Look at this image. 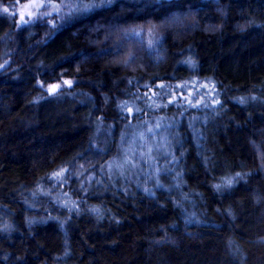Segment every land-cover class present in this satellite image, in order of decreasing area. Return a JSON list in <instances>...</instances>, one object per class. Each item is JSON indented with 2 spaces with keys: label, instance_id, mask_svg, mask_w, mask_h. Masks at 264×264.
I'll return each instance as SVG.
<instances>
[{
  "label": "trees",
  "instance_id": "obj_1",
  "mask_svg": "<svg viewBox=\"0 0 264 264\" xmlns=\"http://www.w3.org/2000/svg\"><path fill=\"white\" fill-rule=\"evenodd\" d=\"M26 1L0 0V264H264V0Z\"/></svg>",
  "mask_w": 264,
  "mask_h": 264
},
{
  "label": "snow or ice",
  "instance_id": "obj_2",
  "mask_svg": "<svg viewBox=\"0 0 264 264\" xmlns=\"http://www.w3.org/2000/svg\"><path fill=\"white\" fill-rule=\"evenodd\" d=\"M100 4H107V3H111V0H99ZM33 6L36 8H40L44 6V0H40V2H35L33 3ZM97 6V0H90L89 3L85 4L83 3V0H76V3L74 4V7L70 9V12H87L89 10H91L92 8ZM55 10V9H54ZM4 11H7V9H4ZM32 13H29V16H31ZM47 15H50V13H48ZM30 20H26L24 18L23 13H21V17H20V24H25V23H29ZM68 84H70L71 82H66ZM59 85H53L51 86V88L49 89L50 93H55V91L59 88ZM62 173H57L56 175H61Z\"/></svg>",
  "mask_w": 264,
  "mask_h": 264
},
{
  "label": "rangeland",
  "instance_id": "obj_3",
  "mask_svg": "<svg viewBox=\"0 0 264 264\" xmlns=\"http://www.w3.org/2000/svg\"><path fill=\"white\" fill-rule=\"evenodd\" d=\"M44 1H46V0H44ZM35 2H40V0H35ZM33 3H34V0H27L26 3H25V5H24V7H22V10H19L20 11L19 12V15L21 16V13H23V15H24V13H26V12L27 13L31 12L32 11V8L34 7L33 6ZM53 8H55V7H53ZM25 17H26V15H24V18ZM207 85L210 86V84H207ZM145 126L150 127L151 124L148 123ZM122 150L129 152L132 149H131L130 146L128 147V144H127L126 146L123 145ZM127 154L128 153L126 152V155ZM127 156H130V155H127ZM135 159H136V157H134V156H130V158H128V157L126 158L125 156H119L118 158L113 159V162H112L113 165L112 166H115V167H124L125 165H132V162H134Z\"/></svg>",
  "mask_w": 264,
  "mask_h": 264
}]
</instances>
